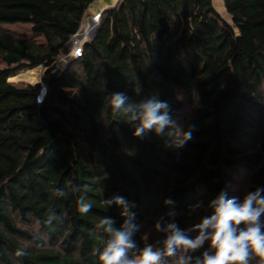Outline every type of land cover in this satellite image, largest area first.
Returning a JSON list of instances; mask_svg holds the SVG:
<instances>
[{
    "label": "trees",
    "instance_id": "1",
    "mask_svg": "<svg viewBox=\"0 0 264 264\" xmlns=\"http://www.w3.org/2000/svg\"><path fill=\"white\" fill-rule=\"evenodd\" d=\"M94 1L0 0V264H99L96 223L125 219L102 204L116 196L135 214L138 252L164 239L158 222L187 231L221 191L242 201L264 188V0H223L230 21L213 0H118L74 56L68 43ZM23 22L30 33L6 26ZM38 65L40 81L9 80ZM112 92L168 102L193 138L174 149L154 132L133 136L111 115ZM68 181L81 191L55 196ZM80 194L93 206L86 215ZM49 211L63 223L45 224ZM38 234L42 246L14 256Z\"/></svg>",
    "mask_w": 264,
    "mask_h": 264
},
{
    "label": "clouds",
    "instance_id": "2",
    "mask_svg": "<svg viewBox=\"0 0 264 264\" xmlns=\"http://www.w3.org/2000/svg\"><path fill=\"white\" fill-rule=\"evenodd\" d=\"M139 92V89H137ZM107 106L114 118L133 126V136L143 138L148 132L166 137L168 146L174 149L183 148L193 138L195 126L187 130L170 114V105L156 97L139 102L130 100L125 92H112L106 97ZM104 178H107L105 175ZM71 188L79 193L81 189L68 181L65 188L54 189L55 196L66 197L65 189ZM89 191V186H83V193ZM264 188L246 194L242 201L236 196H229L221 191L211 200L208 208L211 214L204 216L198 224L185 231L175 222L154 226L158 232H163L164 239L155 244H145L137 252V244L133 239L138 226L133 223L134 213L129 212V203L124 197L116 196L103 200L107 209L113 203L120 206V215L125 217L123 224L117 228L115 220L102 217L95 225V230L102 232L104 239L102 247L93 250L99 264H252L259 257V264H264ZM171 199L165 204H173ZM78 211L81 215L88 214L92 203L86 194L77 198ZM199 205H197L198 207ZM174 216L175 213H169ZM63 223V216L49 211L45 224L51 226L52 221ZM196 232L193 238L188 232ZM38 234L27 246L18 247L14 256L17 258L29 255L28 247L42 246ZM208 242L209 248L198 258L190 253L199 250Z\"/></svg>",
    "mask_w": 264,
    "mask_h": 264
},
{
    "label": "rangeland",
    "instance_id": "3",
    "mask_svg": "<svg viewBox=\"0 0 264 264\" xmlns=\"http://www.w3.org/2000/svg\"><path fill=\"white\" fill-rule=\"evenodd\" d=\"M117 1L118 0H95L92 4H96L97 8H99V10H102L105 7H109V6L115 5L114 3H116ZM213 2H214V5L220 10V12L222 13L223 17H225L227 20L230 21L231 20V16L225 10L223 0H213ZM88 11H89L90 14L86 18L84 24L82 25V28H81L80 32H78L72 38V40L70 41L71 44H70V42L68 43V45L71 47L72 50L75 47L77 42L80 43L84 39L88 38V37L82 36L83 33L86 31L87 25L89 24V19H90L91 15L93 14V11H91V6H89ZM6 26L11 28V29H13V30H15V31H17V32H19V33H30L31 32L30 24L29 23H25V22H23V23H7ZM30 69H32V70H34L36 72L35 80H28V79H21L20 80V79L13 78V76L15 74H17V72L12 74L9 77V80L11 82H13L14 84H17V85H24V84H27V83H36V82L40 81L41 77H42V74H43V72L45 70V67L43 65H38V66L30 68Z\"/></svg>",
    "mask_w": 264,
    "mask_h": 264
},
{
    "label": "built area",
    "instance_id": "4",
    "mask_svg": "<svg viewBox=\"0 0 264 264\" xmlns=\"http://www.w3.org/2000/svg\"><path fill=\"white\" fill-rule=\"evenodd\" d=\"M100 16H101V13L99 11L95 12L91 15V17L89 19V24L87 25V29L82 35V36L88 37L86 39L92 38V36H93V34L97 28V25L100 21ZM86 39H84V40H86ZM83 41H81L80 43H78V42L76 43L75 47L73 48V50L71 52L74 56H78L83 52V49H82V42ZM70 44H71V42H70Z\"/></svg>",
    "mask_w": 264,
    "mask_h": 264
},
{
    "label": "bare ground",
    "instance_id": "5",
    "mask_svg": "<svg viewBox=\"0 0 264 264\" xmlns=\"http://www.w3.org/2000/svg\"><path fill=\"white\" fill-rule=\"evenodd\" d=\"M15 79H28V80H35L36 72L32 69H25L18 71L17 74L13 76Z\"/></svg>",
    "mask_w": 264,
    "mask_h": 264
},
{
    "label": "crops",
    "instance_id": "6",
    "mask_svg": "<svg viewBox=\"0 0 264 264\" xmlns=\"http://www.w3.org/2000/svg\"><path fill=\"white\" fill-rule=\"evenodd\" d=\"M114 4H115V3H114ZM90 6H91V11H93V13L99 11V8H97V5H96V4H92V5H90Z\"/></svg>",
    "mask_w": 264,
    "mask_h": 264
}]
</instances>
